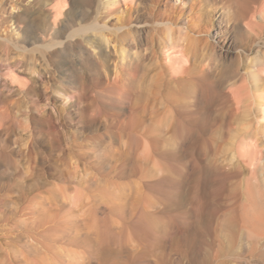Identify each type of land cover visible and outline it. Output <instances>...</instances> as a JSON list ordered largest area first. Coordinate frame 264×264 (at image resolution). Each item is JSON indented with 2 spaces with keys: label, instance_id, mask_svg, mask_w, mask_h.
I'll return each mask as SVG.
<instances>
[{
  "label": "rangeland",
  "instance_id": "rangeland-1",
  "mask_svg": "<svg viewBox=\"0 0 264 264\" xmlns=\"http://www.w3.org/2000/svg\"><path fill=\"white\" fill-rule=\"evenodd\" d=\"M66 1L68 14L81 0ZM28 2L33 0L0 3V264H264V172L257 178L263 184L255 183L251 166L237 153L244 144L230 138L244 129L242 135L256 141L249 135L254 125L248 128L244 117L235 121L241 113L235 115L232 104L225 110L232 121L227 124L215 120L216 105L201 108L207 111L195 107L198 98L211 102L213 89L233 73L235 87L259 69L264 79V29L246 37L244 50L235 38L228 49L229 30L216 16L207 33L211 49L200 39L191 48L188 44L191 71L183 80L161 62L167 35L155 24L149 2L132 12L123 2L113 9L115 16L133 23L117 30L113 14L106 31L136 45L137 56L123 66L113 56L103 57L102 65L94 61L88 42L101 24V0L91 1L83 36L61 39L65 44L57 51L20 41L11 20L19 22ZM192 5L166 0L157 8V19L173 20L175 30L193 35ZM224 13L234 19L230 9ZM203 14L204 8L201 18ZM29 17L24 19L35 20ZM73 26L77 24L71 22L69 28ZM126 67L131 77L123 81ZM26 78L39 80L29 96L23 90ZM124 84L132 89L134 108L121 112L110 101L119 98ZM227 102L233 103L230 95ZM257 138L264 148V135ZM235 164L244 174L219 194L217 203L223 207L213 230L190 232L199 225L201 212L207 224L208 192L214 191V171L206 177L193 168L233 171ZM261 164L264 155L256 167ZM183 178L187 186L181 184ZM251 182L247 230L241 205ZM198 193L206 200L202 209ZM172 194L183 209L161 214L170 207Z\"/></svg>",
  "mask_w": 264,
  "mask_h": 264
},
{
  "label": "bare ground",
  "instance_id": "bare-ground-1",
  "mask_svg": "<svg viewBox=\"0 0 264 264\" xmlns=\"http://www.w3.org/2000/svg\"><path fill=\"white\" fill-rule=\"evenodd\" d=\"M91 1L92 0H81L77 4L74 2L73 8L67 14L66 7H68V4L66 0H33V3L31 2L26 3V6L27 5L30 6H27V8L25 7L26 12L24 15L21 13L20 15L17 14L19 17L15 15V19L16 17H18L17 19L19 22H17V20L15 21V20H11L10 18L9 19L11 20L13 25L16 26V31L19 37H22L20 41L21 40L25 42L27 41L30 43L31 46H36V48H43L44 50L51 51L58 48H63L65 42H63L61 39H66L65 41H69V40H74L80 36H83L82 32L85 30L83 24L85 18L90 12L89 8L91 7L90 6ZM165 1L166 0H101V4H102V9H101L102 17L100 18L101 24H97V26L94 28L93 34H91V39H89V42L87 41L93 49L94 61L96 65H100V63L102 65L101 61L103 60V57L112 58L113 56L118 60L116 61L118 62L116 64L118 65L120 64L123 66L124 65L123 63L126 60H128L129 57L132 58L137 56L138 52L136 51V45H134L135 43L133 44L131 42H128L126 39L118 40L106 33V31L109 28L110 21H113L111 19L114 14L112 13L113 9L119 6L120 2H123L122 4L123 5L125 4L124 6H127L129 12L132 9L137 10L138 7L142 6L145 2H149L151 4L150 10L152 11L154 17L156 18L155 24L160 26L161 29H163V31L167 35V38L165 40L166 44L163 45V47L161 48L162 51L161 62L171 67L175 74H177L178 76H182L183 80L190 77L189 72L191 71L190 50L188 48V44L190 45L191 48L193 44H195V41L200 39L201 41H203L202 44L204 45L205 48L211 49L212 46L211 43L209 42L207 33L214 28L216 16H220L219 18L223 22H225V29L229 30L226 31V37H225V41H226L225 48L228 49L231 46L233 47L232 44L235 45L234 43V38H235V41L239 43L238 49L244 50L243 46L246 42V37L249 36V34H254L257 33L258 30L262 31L264 29V25L262 24L264 22V0H183L184 3L186 4H188L189 2L195 4L192 5L193 8L191 9L192 11L190 12L191 18L194 21L193 23H191L193 24L194 27L192 30V32H194L193 35H190V33L188 32L183 33L181 31L175 30L174 29L175 22L173 20L162 21L160 19H157V8L159 4ZM2 2H4V0L2 1L0 0L1 4ZM37 7L40 8L36 10ZM203 8L205 9V14H203L201 18L200 13ZM226 9L228 10L230 9V11L234 15L233 16L234 19L230 18L229 13H228L229 15L224 13ZM26 15H28V17L29 15H31L32 17L35 18V20L33 21V19L32 20L24 19ZM43 15H45L46 17H50V20L46 22L43 21L42 20ZM67 15H69V17ZM116 17L117 16H115L114 14V18H115L114 27L117 30H124L133 25L132 19L127 20L126 18H124V15L118 16L117 18ZM257 18H260L263 22H261V24L256 23ZM71 22L77 24L78 28L77 26L76 27L73 26V28L70 29L69 26H71ZM58 25H60L61 28H57ZM188 30L189 28H187V31ZM60 35L62 36V38L59 37ZM185 44H187V48ZM213 49H215L214 46ZM129 69L130 68H128V70ZM128 70L127 67L126 69L122 70V75L125 76L122 77L123 81H128L131 77V74ZM259 72L260 69L259 71L257 70L256 74L252 76L249 75L242 77L241 78L242 82L237 87H235L238 82L236 81L237 73L236 74L233 73L228 77L226 76L227 78L224 80V82L221 84H217L218 86L213 89L214 93L216 94L214 99H212L211 102H207L203 99L198 98L195 102V107L196 110H202V109H207L212 105L214 106L216 105L217 110H219V113L217 114L216 117H214L215 120L227 124V123H232V121L228 120L229 114L225 110L229 104H232L235 106L234 114L237 115L238 113H241L240 115H238V117L234 119L235 121L237 119H241L242 117H244V119L250 121L248 128L251 127V125H254V130L249 135L252 136L253 138H256V141L250 143L248 137L246 135L245 136L242 135L241 133L244 131V129H239V134L237 136L231 133L230 138L232 140L238 138L244 144V145H239L237 147V153L241 159L248 161V165L251 166L252 168L251 171L253 176L252 180L255 183L259 182L260 184L263 181L257 178L260 172L263 174L264 165L261 164L260 166L256 167V163L258 158H262L264 155V148H262L261 145L258 143V138H257L259 135H264V94H259L260 90H264V86H263L264 84H261L262 80L264 79L259 78L260 77ZM40 77H42V75ZM27 79L28 78L25 79L23 90L26 93V95L29 96L34 91H36L37 88H35L36 87L35 83L39 82V80L37 81L34 80L35 82L33 83V81L31 82L26 81ZM122 89H123V93L119 96V98H116L115 101H110L111 103L116 104L120 108L121 112L125 111V109L127 108H131V107L134 108V106L132 105L133 101L131 99L133 95L132 89H130L126 84L122 86ZM229 95L231 96L233 103L227 102ZM145 107H148L147 103L145 104ZM202 111H207V110H202ZM261 115L263 117H261ZM201 116L207 121L206 117H204L202 113ZM139 117L140 120L144 119L143 118L144 116L143 117L139 116ZM183 119L189 121L191 120V117L184 116ZM216 135L220 137V135L218 134ZM189 153L190 150L187 149L186 155L188 156ZM180 158L183 159V156ZM234 166L237 170L232 171V168H226V167H216V168L208 167L203 169H200L198 167L193 168L195 172L199 174H203L206 177L211 174L210 173L211 171H214V180L210 182V186L214 188V191L208 192V197L210 201L208 205L209 218H207L208 220H206L208 221L207 224H205V222L203 221V215L201 212L199 213L200 220L197 221L199 225H197V227L191 230L190 232L199 233L201 230H203L206 234L211 233V231L213 230V223L215 221L214 219L216 218L218 212L223 207L221 204L217 203V198L219 194L221 193L222 190L227 189V184L229 181L233 179H239L244 174L243 170L240 169L238 164H235ZM245 171L247 172L246 169ZM189 181L191 182V180ZM249 181L250 180L248 179L246 180L247 183H249ZM180 182L182 185L187 186V181H185L184 178ZM194 182H192L191 184H193ZM208 184L209 183H206V186H208ZM216 185H218V189L215 190ZM199 187L200 186L197 185V189ZM251 187H252V182L251 184H248V186L246 187V192L244 193L245 201L241 205V210L243 211V218L241 217L242 228L247 230L249 229V225L247 224L246 218L249 215L250 208L252 206V202L250 199V197L252 196ZM171 197L173 201L171 202L170 207L169 208L165 207L164 211H162L161 214L163 213L167 214L173 212V214L176 215L180 213L179 210L181 208L183 209V205L177 203L176 198L173 194ZM197 199H198L199 208L202 209L205 206L206 200L199 193L197 195ZM154 204L155 202L149 201V207H155ZM38 249L40 250V248L37 247V250Z\"/></svg>",
  "mask_w": 264,
  "mask_h": 264
}]
</instances>
